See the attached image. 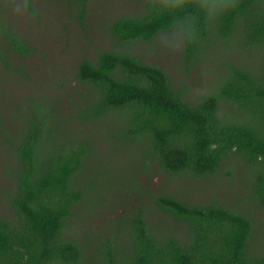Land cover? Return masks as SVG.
I'll return each instance as SVG.
<instances>
[{"label": "trees", "instance_id": "16d2710c", "mask_svg": "<svg viewBox=\"0 0 264 264\" xmlns=\"http://www.w3.org/2000/svg\"><path fill=\"white\" fill-rule=\"evenodd\" d=\"M69 1L80 3L83 18L87 0ZM110 34L121 49L80 62L86 102L73 97L65 125L54 123L56 101H32L14 137L1 131L14 156L6 170L12 215H0V264H264L259 224L241 207L252 200L264 208V0H146L141 13L118 18ZM1 35L10 51L34 53L0 18ZM159 39L184 46L182 79L132 51ZM231 46L260 60H223L216 87L193 95V67ZM0 58L12 67L1 52ZM74 120L78 128H71ZM85 124L105 132L111 150L136 153L143 171L157 168L179 181H203L239 161L248 174L243 195L236 204L220 195L198 202L178 192L146 194L136 181L144 206L112 222L110 232L102 228L97 244L85 247L67 233L100 188L115 191L100 179L106 169H90L100 156L93 140L80 135ZM146 202L178 235L154 228Z\"/></svg>", "mask_w": 264, "mask_h": 264}, {"label": "rangeland", "instance_id": "374dc122", "mask_svg": "<svg viewBox=\"0 0 264 264\" xmlns=\"http://www.w3.org/2000/svg\"><path fill=\"white\" fill-rule=\"evenodd\" d=\"M145 1L87 0L82 18L80 3L69 0H31V3L27 0H0V18L4 26L9 27L34 50L33 54L23 57L10 51L9 42H4L3 36H0V52L8 57L12 66L8 68L0 58V215H12V209L6 201V193L11 187L6 170L10 168L14 156V152L9 153L2 132L9 137L16 135L26 122L25 115L29 116V110L34 106L32 101L43 103L48 100L52 105L56 101L54 123L65 125L66 118H70L66 112H69L73 97L79 98L84 91L77 79L80 62L84 58L95 60L104 51L120 50L121 47L110 34L111 25L118 18L141 13ZM156 42L157 45L153 47L142 43L132 51L145 62L160 65L174 78L182 79L185 74L181 62L184 46L179 43H160V39ZM213 53L212 59L201 60L200 66L193 67L189 84L191 93L195 96L205 95L211 86L217 85L218 79L225 73L220 67L223 60L241 65H253L260 60L256 52H246L237 46L219 47ZM15 67L20 71H16ZM80 101L86 102L85 97L81 95ZM225 110L232 112L227 107ZM72 122L71 128L80 126L76 120ZM82 127L86 133L80 135L91 138L99 150L100 158L91 164L90 169L92 166L96 169L97 165L102 172L106 169L105 175L100 179L104 185L114 183L115 188V191H107L106 186L100 188L95 195V203L87 202L82 205L81 220L75 219L72 230L67 233L69 238L82 241L85 247L90 243L97 244L102 235L96 238L95 234L102 232V228L110 232L113 230L112 222L124 217L127 212L144 206L138 195L136 181L146 194L178 192L186 198L197 199L198 202L220 195L236 204L243 195L246 185L243 180L248 174L246 165L238 163L239 161L226 163L215 177L203 181L190 178L179 181L171 179L157 168L151 167L152 169L143 171L136 165V153L116 152L117 149L114 152L109 146L110 139L102 135L105 132L86 124ZM145 204L153 214L157 223L154 228L158 232L168 231L178 235L175 229L169 232V225L152 203ZM241 207L252 213L259 224L258 237H264V208L257 206L252 200ZM87 250L92 251L91 248Z\"/></svg>", "mask_w": 264, "mask_h": 264}]
</instances>
